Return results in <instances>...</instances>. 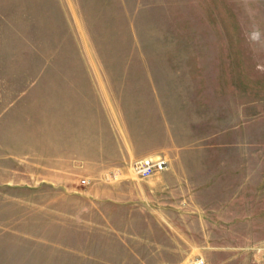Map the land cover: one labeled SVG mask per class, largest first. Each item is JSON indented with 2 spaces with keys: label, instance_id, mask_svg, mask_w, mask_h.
<instances>
[{
  "label": "rangeland",
  "instance_id": "rangeland-1",
  "mask_svg": "<svg viewBox=\"0 0 264 264\" xmlns=\"http://www.w3.org/2000/svg\"><path fill=\"white\" fill-rule=\"evenodd\" d=\"M126 1L128 14L109 0H0V264H69L57 235L83 249L89 220L99 215L88 199L104 175L74 169L61 178L64 188L41 182L50 134L44 104L58 88L86 97L97 87L98 110L114 112L123 127L135 122L123 88L153 85L172 111L219 106L225 130L241 115L242 146L236 136L225 148L264 151V0ZM215 120L211 114L209 123ZM136 160L109 175L111 187L122 177L149 179L134 173ZM16 182L30 188L11 189ZM252 229L253 236L227 239L236 249L226 261L264 264V223ZM20 247L31 253L27 259Z\"/></svg>",
  "mask_w": 264,
  "mask_h": 264
},
{
  "label": "crops",
  "instance_id": "crops-1",
  "mask_svg": "<svg viewBox=\"0 0 264 264\" xmlns=\"http://www.w3.org/2000/svg\"><path fill=\"white\" fill-rule=\"evenodd\" d=\"M129 4L109 0L108 6L128 14ZM88 89L83 97L75 88H58L44 104L50 134L43 137L48 149L40 159L48 177L42 184L64 188L61 178L76 169L105 176H96L90 189L88 201L99 215L92 214L82 235L87 246L80 249L57 235L60 252L72 259L68 263L187 264L203 258L207 264H237L226 261V253L236 249L227 247V239L253 236L252 226L264 223V151L224 146L225 139L236 136L237 147L242 146L241 115L225 130L219 106L187 115L165 108L155 86L139 85L121 91L130 95L124 98L135 119L122 127L115 124L114 112L98 110L99 89ZM211 114L216 119L212 124ZM124 132L127 138H120ZM147 158L165 159L166 169L142 182L122 177L111 187L109 175L122 174L120 165ZM12 185L30 188L24 182ZM118 185L128 190L119 194ZM248 224L250 233L242 234ZM19 253L22 259L31 254L26 247ZM14 254L12 248L10 257Z\"/></svg>",
  "mask_w": 264,
  "mask_h": 264
},
{
  "label": "built area",
  "instance_id": "built-area-1",
  "mask_svg": "<svg viewBox=\"0 0 264 264\" xmlns=\"http://www.w3.org/2000/svg\"><path fill=\"white\" fill-rule=\"evenodd\" d=\"M134 173L143 179L149 178L166 169L167 162L163 158L139 159L132 163ZM187 264H207L203 258L190 260Z\"/></svg>",
  "mask_w": 264,
  "mask_h": 264
}]
</instances>
